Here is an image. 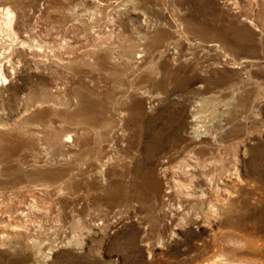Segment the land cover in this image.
<instances>
[{"label":"rangeland","instance_id":"obj_1","mask_svg":"<svg viewBox=\"0 0 264 264\" xmlns=\"http://www.w3.org/2000/svg\"><path fill=\"white\" fill-rule=\"evenodd\" d=\"M0 6L16 32L0 13L1 243L68 240L58 251L73 260L58 264H264V0ZM194 115L210 140L190 141ZM216 143L222 160L177 172L184 189L158 173L177 146L206 158ZM225 155L235 179L224 220L218 208L179 210V190L200 189L198 172ZM150 168L159 190L136 177ZM121 185L135 205L117 198Z\"/></svg>","mask_w":264,"mask_h":264},{"label":"bare ground","instance_id":"obj_2","mask_svg":"<svg viewBox=\"0 0 264 264\" xmlns=\"http://www.w3.org/2000/svg\"><path fill=\"white\" fill-rule=\"evenodd\" d=\"M0 13H2L4 18L6 19V24L9 27V30L13 31L12 10H10L7 6L4 7L0 6ZM15 33L16 32L13 31V34ZM8 62H11V60H9ZM11 65H12L11 69H14L15 64L11 62ZM1 76L3 80H7L8 78V76L3 73H1ZM187 136L190 138V141L194 140L200 142L203 139L210 140L211 132L209 128H207L205 125L202 127V125H200L198 122L197 116L194 115L192 119V124L190 126V130L187 132ZM67 137L71 140V142L73 141V138L70 135H67ZM215 145L214 146L209 145L206 148L207 154L206 152L203 153L206 154L205 155L207 156L206 158L203 156L201 157L199 155L200 153H197V151H195V149L192 147L187 149L184 148L185 146L183 145L177 146L175 148V154H171L165 159L168 162H172L171 167H167V165H160L158 167V173L163 178H166L167 172L171 171L172 173L171 179L174 181L176 187L180 186V188H182L184 185H187L191 180L189 179L185 181L178 179L176 176L177 172H179L181 168H183L184 170L189 169L194 171L195 169L197 168L200 169L201 166H204L205 164L212 162V160L214 159H218V158L221 159V156L219 155L220 152L223 150V146L221 143H216ZM225 156L227 161L223 160L224 163H222L220 168L217 169L216 171L214 170L212 172H206V173L203 171L198 172L199 175L198 179H200L203 184V186L198 185V188L200 187V189L196 191H194L195 190L194 189L191 191L192 188L191 186L190 191L188 189L186 190L187 192L189 191L190 193H183L182 190H179V193L181 194V196H179V203H177L180 204L177 205L179 207L178 208L179 210L190 211V209H194V208L197 209V204H199L200 207L199 209H202L203 212L199 211L196 218L200 219L201 216H205L207 211L213 209L217 210V208H218V212H217L218 216H216L217 217L216 220L221 221L222 218H225L224 216L225 214H227V212L226 213L223 212V210L226 208V207L224 208V206L227 205L228 203H231L230 197L232 191L234 190L232 181H234L235 179L234 166L232 164V160L228 158L227 155ZM127 157L129 156L127 155ZM111 158H112L111 156L110 157L106 156L103 162L100 163L98 168L89 169L85 171L84 174H86L87 177L92 179L93 174L102 172V168L103 167L105 168L107 162L111 161ZM182 163L183 164L185 163L184 165L185 168L183 167ZM154 169L155 168H150L149 171L138 170V173H136V177L141 181L142 180L146 181L148 190L155 191V190H159L162 187V184H161V180L158 177V174L154 175L155 174ZM191 177H193V175H191ZM218 184H220V186H218ZM86 186L89 187L90 184H86ZM121 187L122 188L114 187L115 189L118 190V195H117V191L113 190L114 188H112L109 190V193H105L103 199L112 201L115 199L117 195L118 199L123 198L127 204L135 205L139 200L134 195H130L129 193H126L123 190V185H121ZM168 188H169L168 186L165 187V192L169 191ZM229 209H232V205ZM202 220H204V218ZM18 226L19 225L15 224L14 226H12L13 227L12 229L21 230L19 229ZM99 230L102 229L99 228ZM66 243H68V240L67 241H65L64 239L58 240L57 238H52V237L38 238L37 236L35 237L34 235H26L25 238L24 236H21L17 240H10V241L7 240L5 243L0 242V264H58L56 262L57 257H61L66 260L68 259V261L72 262L73 255H71L67 251H61V252L58 251V248H60L62 245ZM2 249H6V250L3 251Z\"/></svg>","mask_w":264,"mask_h":264}]
</instances>
